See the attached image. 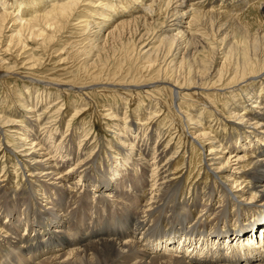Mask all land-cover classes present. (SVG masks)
<instances>
[{"label": "bare ground", "instance_id": "6f19581e", "mask_svg": "<svg viewBox=\"0 0 264 264\" xmlns=\"http://www.w3.org/2000/svg\"><path fill=\"white\" fill-rule=\"evenodd\" d=\"M22 1L0 0L1 71L15 70L12 65V68L6 65L3 56H19L20 52L23 56L31 43L45 50L54 44L57 35L71 27L79 26L81 33L90 32L94 27L103 33L115 18L117 7L129 14L130 21L124 19L117 23L116 33L111 32L109 36H122L130 28H140L141 57L137 58L140 66L136 72L142 77L136 79L135 75L124 83L126 78L120 76L123 70L117 71L120 74L113 73L107 65L113 52L114 58L117 52L124 53L127 61H131L133 49L128 45L112 50L110 55L100 50L102 48L96 51L99 53L96 56L92 48L88 53L73 50L76 56H86L79 67L85 75H90L88 81L83 78L76 81L81 85L76 94L91 91L94 88L91 85L107 90L113 87L108 94L114 97V106L104 111L108 124L103 125L112 133L116 144L104 143L93 130L81 129L84 124L73 126V121L67 120L65 135H69L71 129L73 134L66 146L55 144L59 154L64 148L59 161L44 152L47 146L44 148L40 138L52 128L43 139L55 143L56 135L52 132L60 123L57 121L55 125L56 119L67 105L58 101L60 95L58 98L55 95L54 99L47 91L39 98L34 97L33 88L29 89L26 84L27 96L15 92L24 112L18 110L20 116L18 112L16 115L8 113L7 117L0 115V130L6 141L2 149L8 152L11 148L12 164L18 163L16 168L12 167L22 175V180L17 179L11 189L9 184L2 186L0 182V259L14 258L18 264H264V0H219L220 4L218 0H196L191 4L190 0H26L25 7ZM87 3L91 10L84 9ZM247 7L250 10L243 17ZM104 12L109 13L103 15ZM160 17H164L167 25L149 39L143 32L158 25L162 21ZM246 18L252 23L244 22ZM225 27H230L228 32ZM32 49L28 64L39 63L37 52ZM202 53L203 60L200 59ZM71 55L64 57L63 63H68ZM94 56L98 60L88 65V59ZM30 67L33 69L34 65ZM61 82L57 86L62 90L69 88ZM120 94L126 99H118ZM142 95L157 97L158 103L155 107L145 105V108L141 105L144 102L139 101L140 105L134 109L133 102ZM44 104L48 106L39 109ZM174 105L178 106V113ZM158 106L162 108L157 110ZM72 107L68 104L65 109L67 116L75 118L83 112L82 107ZM142 109L146 112L144 115H141ZM169 114L176 120V128L186 126L195 144L190 140L178 141L177 147H173V129L166 126ZM13 117L22 120L18 122ZM52 119H55L51 123L54 125L43 126V120ZM36 126L39 134H43L34 133ZM155 128L159 129L158 141L153 145ZM166 136H170L168 140H162ZM77 143L76 154L73 149ZM104 149L110 154L116 153L114 159L119 163L113 160L108 169L98 167L99 154ZM72 162L74 164L69 166ZM21 166L26 167V174ZM30 182L35 192L27 190ZM123 183L122 188L125 184L131 185L135 195L128 193L127 198L125 189L119 192ZM18 189L21 192H17ZM86 193L99 199L101 204L120 206L112 217L113 223L101 220L103 222L80 229L82 225L74 220L78 212L62 215L60 208H64V201L68 199L65 202L68 204L72 199L78 205L84 200L79 202L77 198L85 197ZM20 201L23 202L21 210L16 204ZM216 203L218 207L214 208ZM224 215L231 220L222 224ZM3 217L5 222L1 221ZM31 221L41 226L34 227ZM24 225L26 230L20 234ZM258 228L261 241L257 239L255 243ZM173 229L181 236L173 238L162 234L163 230ZM74 243H78L79 248L65 252L63 247H72ZM42 245L48 246L45 254L56 256L39 260L36 251ZM7 264H11L10 260Z\"/></svg>", "mask_w": 264, "mask_h": 264}, {"label": "rangeland", "instance_id": "374dc122", "mask_svg": "<svg viewBox=\"0 0 264 264\" xmlns=\"http://www.w3.org/2000/svg\"><path fill=\"white\" fill-rule=\"evenodd\" d=\"M8 1H10V2H13L14 0H8ZM28 1H30V0H28ZM28 1H26V0H23L21 3L22 4H24V6L23 7H25V5H26V3L28 2ZM96 1V0H95ZM115 1H117V0H115ZM121 1V0H120ZM146 2L147 1H149V0H145ZM194 1H196V0H190L189 2V4H191V3H193ZM123 2H126V0L125 1H123ZM219 4H220V2H221V0H220V2H219V0L217 1ZM127 5V4H126ZM125 4H122V6H126ZM90 7V3H87V4H85V7H84V9L85 8H87V9H92L91 7ZM230 8V7H229ZM238 8V7H237ZM248 8V7H247ZM115 9H116V13L114 14L115 16V18L112 20V21H110L109 23H108V25L105 27V30L103 31V33H99V31L97 30V29H94V27L92 28V30H90V32H86V33H81V29L79 28V26L78 27H75V28H69V30H67V31H64L63 33H61V34H59V35H57V39L54 41V44L53 43H51V45L49 46V48H47V49H45V50H41V49H39L38 47V45H35L34 43H31L30 44V48H29V50H28V48H27V52H25V54L23 55V56H21V52L20 53H18V54H20L19 56H17V54H15V56L13 55V57L12 56H10V55H5V56H3L7 61H6V65H8L10 68H12V67H15V70L13 71L12 70V72H9L8 70H6V69H2L3 71H1L0 70V72L2 73H0V115H5V117H7L8 116V113H11V114H13V115H16L17 114V112H18V110H19V112H21L22 114H23V110L20 108V105H18L20 102H19V98L17 97V94L18 93H20V95L21 94H24L25 96H27V94H26V92L24 91V86H25V84L26 85H28V86H30L29 87V89H32L33 88V91H31V94L34 96V97H36V96H38V98H39V96L40 95H43V91H47L48 93H50V95L51 96H55V95H57L56 96V98H58V95H60V99L58 100V101H62V104H65V105H67L65 108H64V110L62 111V113L59 115V118H57L56 119V123H55V125L57 124V121L58 122H60V123H58L57 124V127H59V131H57V127L55 128V131H53L52 133H54V135H56V136H54V138H55V143H50L49 141L48 142H45V140L43 139L44 138V136H47L48 135V133L49 132H51L52 131V128H49V132H46L45 131V134L42 136V138H40L41 140H42V142H44V143H42L43 144V146H44V148H45V150H44V152L46 153V154H48V155H52L55 159H57L58 161L59 160H61V157H62V155H63V153H64V148H63V152H62V154H59L60 153V151H58V149H57V147H54V146H56V145H58V144H61L62 143V146H66V144L67 143H69V141H71V134H73L72 133V129H71V131L68 133L69 135H65L66 134V130H67V124H68V122H69V120H72L73 121V126L74 125H78L79 124V126H81L82 124H84V125H82L83 127H81V129H84V130H93V132L92 133H94L95 132V134H97L100 138H101V140L105 143V142H109V143H115L116 141L115 140H113V135H112V133H110L109 131H108V128L106 127V125H103V124H106L107 123V119H105L104 118V116H103V114H104V111H108L112 106H114L113 104H114V97L112 96V95H109L110 94V88L112 89L113 87H111V86H109L110 88H108L109 90H107V89H105V87H103V88H99V86H97L96 87V85L94 86V85H91L90 87H94L91 91H89V90H85V91H83V92H81V93H83V94H76V90H78L80 87H81V85H79L76 81L77 80H80V79H82L83 78V80H89L90 79V75H88V74H86L85 75V73L84 72H81V70H80V67H81V65L82 64H84V58L86 57V56H81V55H78V56H76L77 54H75L74 55V51L76 50V51H78V52H85V53H88V50L90 49V48H92V50H93V52H94V54L93 55H99V53H96V51L99 49V48H102V49H100V50H104V52H107L108 53V55H110V54H112V52L113 51H117V50H119V48H121V46L122 45H128V47L129 48H131V49H133V58H132V60L131 61H127V59L125 58V55H124V53L121 55V53H118L117 52V57L116 58H114L113 57V54H114V52H113V54L111 55V58L110 59H108L109 60V63L107 64L108 66H109V68L110 69H112L114 72L113 73H119V72H117V71H121V70H123L122 71V73H121V75L120 76H124L123 78H126L127 79V77H129L127 80L125 79V81H124V83H128L129 81L128 80H131V79H133L134 78V76L136 75V79H140L142 76H141V74L139 73H137L136 72V70H137V68H139V62H137V58H138V56H140L141 57V53H140V51L138 50L139 48H140V40H139V35H140V28L139 27H137V29H135L134 27L133 28H130V31L129 32H126V33H123V35L122 36H119V35H117V36H109V34L111 33V32H114L116 29H117V23H119L120 21L121 22H123V20L124 21H130L129 19V17H128V13L127 12H121V11H119V10H117V7H115ZM246 10V9H245ZM244 10V11H245ZM249 10H250V7L248 8V10L247 11H245L246 13H243L242 14V16L243 17H246V15H247V13L249 12ZM135 12H136V10H134ZM134 11H132V13L134 14ZM189 11V9H187L186 10V12H188ZM243 11V12H244ZM139 12V11H138ZM107 13H109V12H104V14L103 15H106ZM145 14V13H144ZM143 14V15H144ZM254 14H256V12L254 13ZM111 16H112V14H111ZM139 17L140 15H135V17ZM159 16H161V15H159ZM156 17H158V16H156ZM162 18H164V17H160V19L162 20V21H160L159 23H158V25L156 24V25H153L154 24V22H152V25H153V27H151L148 31L146 30L145 32H143V34H146L147 36L146 37H148L149 39H151V38H154L153 36L156 34V33H158V31L160 32V27H161V29L162 28H164L163 26H166L167 24H166V21H164ZM131 19H132V17H131ZM189 19L190 18H188V20H186V21H189ZM244 19V18H243ZM156 20H158L157 18H156ZM247 20H249V19H247L246 18V20L244 21V22H246ZM246 23H252V21H247ZM187 26V25H186ZM139 28V29H138ZM229 28L230 27H225L224 28V30H226V32H228L229 31ZM156 29V30H155ZM134 30H136V31H134ZM138 30V31H137ZM137 32V33H136ZM115 33H116V31H115ZM134 34V35H133ZM136 34V35H135ZM101 35V36H100ZM152 35V36H151ZM69 36V37H68ZM93 36V37H92ZM95 36V37H94ZM124 36V37H123ZM132 36V37H131ZM75 37V38H74ZM101 37V38H100ZM119 37V38H118ZM122 37V38H121ZM134 37V38H133ZM136 37V38H135ZM125 38V39H124ZM122 39V40H121ZM127 39V40H126ZM134 41H133V40ZM116 41V42H115ZM119 41V42H118ZM123 41V42H122ZM126 41V42H125ZM135 41H136V43H135ZM139 41V42H138ZM75 42H77V43H75ZM89 42H91V43H89ZM104 42V43H103ZM122 42V43H121ZM132 42V43H131ZM86 43V44H85ZM114 43H116V44H114ZM127 43V44H126ZM88 44V45H87ZM90 44H92V45H90ZM118 44H119V46H118ZM138 44V45H137ZM32 45V46H31ZM76 45V46H75ZM136 45H137V47H136ZM140 45V46H139ZM158 45V44H157ZM71 46V47H70ZM73 46H75V48L73 47ZM90 46H93V47H90ZM94 46H95V48H94ZM36 47V48H35ZM83 47H85L84 49H83V51H82V48ZM88 47V48H87ZM136 47V48H135ZM32 48H35V49H32ZM38 48V49H37ZM51 48V49H50ZM67 48V49H66ZM86 48H87V51H86ZM94 48V49H93ZM115 48H117V49H115ZM30 49H32V50H35V52L34 53H36L35 55L37 56V58H39L40 59V62L39 63H33L34 61H31L32 63H30V64H28V56L29 55H31V53L33 52H31L30 51ZM63 49H65V51H64V53H63ZM79 49V50H78ZM81 49V50H80ZM17 51L19 50V49H16ZM15 50V51H16ZM66 50H67V52H66ZM74 50V51H73ZM113 50V51H112ZM61 51V52H60ZM89 51H91V50H89ZM112 51V52H111ZM27 53H29V54H27ZM135 53H136V55H135ZM11 54H13V53H11ZM68 54H72L71 56H70V58H69V60H68V63L67 62H65V63H63V59H64V57L66 58L67 57V55ZM161 57H164V53H161ZM75 56V58H73ZM95 56L94 57H92V59L91 58H89L88 59V65H91V64H93L94 62L93 61H96V59H95ZM106 56H107V54H106ZM18 57V65H16L15 63L17 62V60L15 61V59ZM101 57H103L104 58V56H101ZM139 57V58H140ZM206 57V56H205ZM77 58V59H76ZM71 59V60H70ZM79 59V60H78ZM80 59L82 60V61H80ZM200 59L201 60H203L204 59V54L202 53V54H200ZM74 60V61H73ZM77 60V61H76ZM98 60V59H97ZM107 60V59H106ZM125 60V61H124ZM20 61V62H19ZM27 62V64H26V62ZM79 61V62H78ZM133 61V62H132ZM23 62H24V64H25V66L23 65ZM82 64H81V63ZM128 62V63H127ZM130 62V63H129ZM73 63V64H72ZM74 63H76V65L74 64ZM132 63V64H131ZM78 64V65H77ZM81 64V65H80ZM128 64V65H127ZM11 65H12V67H11ZM14 65V66H13ZM21 65V66H20ZM32 65H34V67H33V69H30L31 67L30 66H32ZM80 66V67H79ZM136 66V67H135ZM23 67V68H22ZM27 67V68H26ZM9 68V69H10ZM66 68H68V69H66ZM79 68V69H78ZM114 68H115V70H114ZM116 68H117V70H116ZM119 68H120V70H119ZM111 70V71H112ZM108 71V70H107ZM110 71V70H109ZM9 72V73H8ZM25 72V73H24ZM31 72H33L32 74H31ZM35 73V74H34ZM82 73V74H81ZM110 73V72H109ZM119 73V74H120ZM30 74V75H29ZM107 74V73H106ZM145 74V73H144ZM6 75V76H5ZM12 75V76H11ZM16 75V76H15ZM20 75V76H19ZM22 75H24V76H22ZM85 75V76H84ZM89 76V77H87L86 78V76ZM26 76H27V78H26ZM133 76V77H132ZM137 76H139L140 78H138ZM145 76V75H144ZM29 77V78H28ZM32 77V78H31ZM53 79H52V78ZM25 78V79H24ZM31 78V79H30ZM89 78V79H88ZM29 79V80H28ZM33 81V82H32ZM44 81V82H43ZM47 81V82H46ZM62 81V82H61ZM66 83V84H68V86H69V88L67 87V88H65L64 90H62V88L61 87H58L57 86V83ZM69 82V83H68ZM52 83H53V85H52ZM80 83V82H79ZM61 84V85H62ZM88 84H90V82H88ZM120 84H122V83H120ZM38 85V86H37ZM123 85H125V84H123ZM102 86V85H101ZM57 87V88H56ZM97 88H99L98 90H96ZM37 90V91H35V90ZM96 91H95V90ZM105 90V91H104ZM133 90V89H132ZM260 90V89H259ZM22 91V92H21ZM39 91V93L37 94V92ZM42 91V92H41ZM55 91V92H54ZM64 91H65V94H64ZM98 91V92H97ZM125 92H129L128 90L126 91V90H124ZM15 92H17V94L15 93ZM25 92V93H24ZM54 92V93H53ZM86 94H85V93ZM101 92V93H100ZM138 92V91H137ZM141 92H144V90L142 91L141 90ZM56 93V94H55ZM105 93H106V96H105ZM109 93V94H108ZM112 94V93H111ZM137 94H140V93H137ZM79 95V96H78ZM81 95V96H80ZM87 95V96H86ZM122 95V96H121ZM110 96V97H109ZM118 96V95H117ZM125 95H123V94H120L119 95V98L118 99H120L121 101L122 100H125L126 99V97H124ZM143 96V97H142ZM141 96V99L139 100V99H137L135 102H133V104H132V106H133V108L134 109H136L139 105H140V102L139 101H143L144 102V104H141L142 105V107H145V105L146 106H148V105H150V104H152L153 106H154V104H157L158 103V98L156 97V98H152V96H150L151 98H149V97H147L146 95H142ZM161 96V95H160ZM113 97V98H112ZM166 97V96H165ZM107 98V99H106ZM54 99H55V97H54ZM77 99V100H76ZM162 100H164V102H167V100L164 98V97H162L161 98ZM18 100V101H17ZM38 100V99H37ZM52 101H53V99H52ZM109 101V102H108ZM19 102V103H18ZM47 102H49V101H47ZM46 102V103H47ZM45 103V104H46ZM75 103H77V104H75ZM113 103V104H112ZM162 103H163V101H162ZM44 104V106H40L39 107V109H41V107L43 108V109H45L48 105H45ZM68 104H69V106L70 107H72L71 105H74V108L75 107H82V108H84V109H82L81 108V111H83L81 114H79V115H77V116H75V118H73V117H70V115H68L67 116V113H66V111H65V109L68 107ZM109 106H108V105ZM163 104H165V103H163ZM112 105V106H111ZM119 105L122 107V109H123V107H124V105L122 104V102H120L119 103ZM107 106V107H106ZM152 106V107H153ZM156 106V105H155ZM154 106V107H155ZM176 105H174V108H176L175 110V112L176 113H178L177 111H179V109H178V106L177 107H175ZM102 107V108H101ZM106 107V108H105ZM109 107V108H108ZM153 107V108H154ZM73 108V107H72ZM73 108V109H74ZM145 108H147V107H145ZM160 108H162L161 106H158L157 107V110H159ZM187 108V107H186ZM42 109V110H43ZM107 109V110H106ZM156 109V108H155ZM22 110V111H21ZM40 111V110H39ZM124 111V113H125V109L123 110ZM142 112H141V115H144L146 112L145 111H143V109L141 110ZM19 112H18V114L17 115H19L20 116V114H19ZM164 112L165 113H167L166 112V110H164ZM172 111H170V113H171ZM66 113V114H65ZM147 113H149L148 112V109H147ZM10 114V115H11ZM10 115H9V117H10ZM159 115H160V113H159ZM58 116V115H57ZM102 116H103V118H102ZM4 117V118H5ZM19 118V119H18ZM101 119V120H99V119ZM64 119H66V121L64 122ZM13 120H16V121H21L22 119H21V117H13ZM55 120V119H54ZM53 119L52 120H43V126L44 127H49V126H51V125H54V124H51L52 123V121H54ZM67 120H68V122H67ZM62 121H63V124H62ZM102 121H103V123H102ZM169 121V122H168ZM42 122V121H41ZM82 122V123H81ZM137 122L138 121H135V123L137 124ZM46 123H49L48 125L46 124ZM169 123V124H168ZM176 120L171 116V114H169V118H168V120H167V125L166 126H171L172 127V129H173V132H172V134H173V143H172V145H173V147H177V142L178 141H182L183 143L185 142V141H187V140H190V143L191 144H195V140L190 136V135H188L187 133H188V131H186L187 129H186V126H185V129H183V127H180V126H178L179 128H176ZM21 123H19V125H20ZM87 124V125H86ZM108 124V123H107ZM172 124V125H171ZM178 124V123H177ZM39 126V125H38ZM42 125L40 126L41 128L43 127ZM104 126V127H103ZM0 127H2V125H0ZM94 127V128H93ZM31 129H32V127H30ZM86 128V129H85ZM0 129H2V128H0ZM43 129V128H42ZM156 129V131H155V134H156V136L154 137V138H152L153 140H152V142H153V145H155L156 144V142L158 141V132H159V129L158 128H155ZM39 131L41 132V130L39 129ZM182 131V132H181ZM34 133H38L39 134V132H38V129H37V126L34 128ZM41 134H43V132L42 133H40L39 135H41ZM2 135V132H1V130H0V139H3V145L0 143V178L2 177V179H0V182H1V184H2V186H5V185H7V184H9L8 185V187L11 189V188H14L15 187V185H14V183L16 182L17 183V179H20L21 178V180H22V175L20 174V176L18 175V170L16 171H14V167L16 168V165L18 164H12V161H11V159H14V157H13V154H11L10 153V155H9V151H11V148H8L9 149V151L7 152V151H3V149H4V147L6 146L5 145V143H6V141H5V139H4V137H2L1 136ZM49 136V135H48ZM70 138H69V137ZM182 136V140L180 139V137ZM40 137V136H39ZM65 137V138H64ZM168 137H170V136H166V137H164L162 140H164V141H166V140H168ZM64 138V139H63ZM186 138V139H185ZM67 139V140H66ZM90 140H91V138H89L88 139V144H89V142H90ZM61 141H63V142H61ZM56 144V145H55ZM116 144V143H115ZM51 145V146H50ZM77 146L73 149V152L74 153H78V143L76 144ZM61 146V147H62ZM84 146V145H83ZM89 146V148H90V146L91 145H88ZM113 145H110V147H112ZM191 146V145H190ZM107 147V146H106ZM118 147H119V145H118ZM189 147V145H187V148ZM3 148V149H2ZM54 150V151H53ZM106 150L107 149H104V151H102V153L101 154H99L100 156H101V159H100V161L98 162V167H99V165H102V168H107L108 166H109V164H111V161H116V162H118L119 163V161L117 160V158L116 159H114L115 157H117V155H116V153L115 154H110V153H108V152H106ZM48 152V153H47ZM55 153V154H54ZM10 156V158H2V156ZM104 157V158H103ZM84 158H86V156H84ZM2 159V160H1ZM8 159H10V160H8ZM2 162V163H1ZM8 164V165H7ZM64 164V163H63ZM74 163L72 162V163H70V165L69 166H71V165H73ZM4 165V166H3ZM12 165L14 166V167H12ZM10 166V167H9ZM68 166V167H69ZM67 167V168H68ZM2 168V169H1ZM26 169V167H24V166H21V169H22V171L23 172H25V173H23V174H26V171H25V169ZM8 169V170H7ZM108 169V168H107ZM12 171V172H11ZM21 171V172H22ZM3 172H5V173H3ZM21 172H19V173H21ZM196 172H197V170H196ZM14 173V174H13ZM28 174V173H27ZM12 176V177H11ZM149 176V175H148ZM77 177H75V179H76ZM129 179H131V178H129ZM2 180V181H1ZM5 180V182H3ZM20 180V181H21ZM125 181H127L128 179H124ZM32 185V183L30 182V184L29 185H26L27 187V190L29 191H31V192H35L36 191V188H35V186H31ZM122 185H124V183L123 184H121L120 186H119V192H122L124 189L127 191L126 193H125V196L127 197V198H129L130 197V195H135V193H136V191H134L132 188H131V185L130 186H127L126 184H125V186L122 188ZM31 187H33V188H31ZM19 189H21V187H19ZM17 190V192H21V190ZM130 195H129V194ZM92 196V197H91ZM67 197V196H66ZM16 200H17V198H18V196L17 197H14ZM14 198L13 197H11L10 198V201L12 202V201H14ZM90 198V199H89ZM70 199V198H69ZM92 199H95L94 198V196L93 195H89V194H85V197H83V196H80L79 198H77V200L80 202L81 200H84L82 203H79L78 205H77V201L75 202V201H72V199H71V202H69L68 204H65V202L67 201L68 202V199L66 200V201H64V203H62V204H64V208H60V211H61V213H62V215H68V212H69V214H71V215H75L77 212V214L75 215L76 217H75V222L77 221V223H78V225H82V227H80V229L81 228H87V227H89V226H91V223H92V225L93 224H95V223H97V222H99V221H101V220H105V223H106V221L109 223H113V215L114 214H117V212H119V209H120V206H116V205H114V206H110L111 204H107V203H103V204H101L100 202H99V199H95V200H97L96 201V203H93L92 202ZM42 201H45V200H42ZM59 202V204L61 203L60 201H58ZM16 204H17V206L19 207V209L21 210V208L23 207V202H16ZM58 204V205H59ZM57 205V206H58ZM68 205V206H67ZM84 206V207H83ZM93 206V207H92ZM218 207V204L216 203V205H214V208H217ZM222 207H223V205H222ZM29 208L31 209V206H29ZM73 208V209H72ZM95 208V209H94ZM115 208H116V211H115ZM25 208H23V210H24ZM70 209H71V212H70ZM92 209H94V210H92ZM222 209V208H221ZM92 210V211H91ZM263 210V209H262ZM19 211V210H18ZM74 211V212H73ZM18 217V216H17ZM94 218V219H93ZM100 218V219H99ZM103 218V219H102ZM196 218V217H195ZM121 219H123V220H125V218H121ZM5 218L3 217L2 219H1V221L2 222H5ZM16 220V219H15ZM22 221H25L24 219H21ZM43 222L42 223H44V225H43V227H46V225H45V222H44V219H41ZM231 219L230 218H228L226 215H224L223 217H222V219H221V223L223 224V223H226V221H230ZM103 221H101V222H103ZM32 223L30 224V225H32V226H34V227H37V226H41V225H38L37 223H35L34 221H31ZM193 222V219H191V223ZM254 222L255 221H252V223L254 224ZM18 224H20V222H19V219H18ZM252 224V225H253ZM16 227H17V225L16 224H14ZM244 226V223L243 224H240L239 225V227H238V231H240V229L242 228ZM251 226V225H250ZM26 227H25V225L24 226H22L21 228H20V230H19V232H20V234L21 233H24L25 232V229ZM48 230V229H47ZM174 230V229H173ZM173 230H163V232H162V234H169V236H172V235H180L179 233H177V231H175L174 230V233H173ZM171 231H172V233H171ZM29 232V231H28ZM134 232H135V230H134ZM128 233H126V235H127ZM126 235H124V238H126ZM71 237H73V234H71ZM73 245V244H72ZM76 246V247H75ZM211 246V245H210ZM75 247V248H74ZM49 248H50V246H49ZM76 249V248H79V244L78 243H74V246H72V247H63V249L65 250V252L67 251V250H73V249ZM51 249V248H50ZM47 251H49V250H47ZM47 251H45V252H47ZM36 252H38L37 253V255H38V258H39V260H43L44 258L46 259L47 257L46 256H48V258L49 257H53V256H56V255H53V253L51 254H44V249H42V250H38V251H36ZM50 252H52V251H50ZM44 254V255H43ZM42 257H41V256ZM5 259V260H4ZM3 260H4V262H3ZM3 260H2V258L0 259V264H7V263H9V260H10V263L11 264H18V263H16V260L14 259V258H10L8 261L6 260V258L4 257L3 258ZM3 262V263H2ZM33 262L34 263H36L34 260H33ZM25 264H30V263H25Z\"/></svg>", "mask_w": 264, "mask_h": 264}]
</instances>
